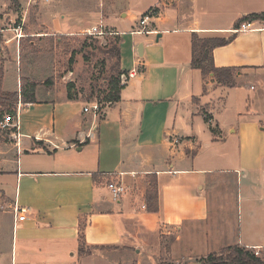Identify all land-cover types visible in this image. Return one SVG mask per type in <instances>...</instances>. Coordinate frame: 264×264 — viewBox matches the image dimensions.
Listing matches in <instances>:
<instances>
[{
    "label": "crops",
    "instance_id": "crops-1",
    "mask_svg": "<svg viewBox=\"0 0 264 264\" xmlns=\"http://www.w3.org/2000/svg\"><path fill=\"white\" fill-rule=\"evenodd\" d=\"M28 1L25 9H38L29 15L26 31L25 17L21 31L3 29L11 15L0 2L2 91L20 94L28 81L24 95L35 100L18 103L19 147L0 140V264H160L164 257L194 264L232 246L263 251L264 21L245 33H236L235 26L245 16L264 13V0H137L144 6L122 8V24L135 25L150 10L155 16L146 28L151 33L131 39L120 59V70L127 75L136 68V75L123 85L120 100L98 114L83 112L97 102L87 103L79 92L68 100L69 84L46 87L37 77L47 65L41 52L31 63L20 57L19 47L33 38L28 49L36 52L37 40L94 27L121 38L124 31L103 25L106 7L115 0H99V26L85 24L91 16L85 8L73 9L85 20L75 22L65 0H46L47 6L45 0ZM192 34L233 37L212 52L216 68L236 69L233 87L212 75L203 79L191 68ZM125 58L134 66L129 71ZM248 82L259 89L250 102L260 109L241 121L234 113L231 136H222L216 103L227 111L236 87L256 90ZM151 182L157 185L156 213L145 208ZM110 183L124 188L117 201ZM214 189H230V197L213 199ZM229 206L230 228L222 224ZM15 208L25 210L24 221ZM80 227L86 246L94 248L90 254H79ZM164 240H170L168 248ZM198 240L216 243V251H194Z\"/></svg>",
    "mask_w": 264,
    "mask_h": 264
},
{
    "label": "rangeland",
    "instance_id": "rangeland-1",
    "mask_svg": "<svg viewBox=\"0 0 264 264\" xmlns=\"http://www.w3.org/2000/svg\"><path fill=\"white\" fill-rule=\"evenodd\" d=\"M48 1L50 2L51 0ZM48 1H44L45 6L50 4ZM0 2H5V14L11 15V17L7 18V21L3 24V29H10L11 31H13V29L15 28L17 31H21L19 29L20 27L21 29L23 28L22 22L25 17L26 23L23 29H25L24 31H26L27 25H30L28 19L29 15L31 14L32 10L38 9L37 6L31 5V7L25 9L26 0H0ZM28 2L31 3V0ZM65 3L71 9L70 11L72 12V14H75L73 11L74 8H85L87 9V12L91 13L90 19L85 21L82 17V11H80L79 14H75L74 18L77 20L75 22L82 23L83 21H85L86 25L99 26L100 19L97 15H94V11H98L99 0H81V2H79V0H65ZM127 5L131 8L144 6V4L138 3L137 0H115L113 4L107 5V15L103 19L104 26H109L125 32V35L120 38L121 63L123 52L125 56L127 46L130 44L129 41L131 39L134 40L144 38L139 37V35L132 37L128 34L129 31H137L139 29L138 22L135 25L132 24L133 26L128 22H126L125 24L119 23L121 20L119 18V12ZM65 23H67V21ZM102 31L106 33L105 36L98 37L82 34L68 37L66 36L59 43L57 41L59 37L56 36L45 38L44 40L42 39V41L40 39L36 41V47L41 48V50L36 52L29 51L28 49L30 42H34V39L25 38L20 42V57H27L28 62L34 63L36 57H38V54L41 52L42 62L43 64L47 65L44 69H42L44 71L43 76H37L38 78H42V81L46 80L48 81V83H56L61 87L66 86L67 84H73L74 89L71 91V93L79 92L81 93L82 99L87 103L97 102L99 107L101 108L103 105L109 104L104 100L108 93V85L110 82H112V80H115L118 77V68L115 65L116 59L110 54H107V52L110 47V42H112L114 38L119 37L116 34H113V32L108 29H102ZM15 36L18 37L19 35L16 33ZM1 46L2 42L0 43V48ZM126 66L128 68L125 69ZM125 67V71L131 70L134 67L132 64V60L128 59L126 62L125 58ZM121 76L122 75L119 76V81L120 85L122 86L123 79L121 78ZM248 83L249 85H252L256 90L249 91L248 88H245V86L243 85L236 87L234 93L230 95V98L228 100L227 111H223L222 106L219 103H216L214 115L217 116L215 118L217 121V126L223 132L222 136H231L228 130L232 126L236 125L237 121H241V119L246 118L247 116L254 113L255 108L257 110L260 109L256 104L250 102L252 101L253 96H255L257 91H259V89L253 82ZM46 87H48V85ZM0 111H2V109H0ZM16 111H18V104L16 106ZM234 113H238L240 116V119H238L236 122L233 119ZM4 114L10 115L8 113ZM2 139L6 144L10 143L11 141L13 142L12 138L10 137L9 131L0 130V140ZM208 155L209 152H206V148L203 149L202 156L204 157V159L207 158ZM215 178L216 180L220 179L218 175H215ZM209 195L213 199H219L220 195L224 198H228L230 197V189H224L221 191L220 189H214L210 191ZM222 224L230 228V206L228 207V211L222 214ZM228 228L225 229L226 232L229 233L224 239L226 243H229L230 241V229ZM5 235H7L6 232ZM219 240L222 239L219 237ZM163 243L164 247L166 248L170 246V240H164ZM215 244L216 243L212 242L206 244L198 240L194 243V251H197L199 253H211V251H216ZM259 252L260 254H264V250ZM162 261L168 264H184L183 260L178 259L169 261V258L167 257H164ZM70 263H73V261H70Z\"/></svg>",
    "mask_w": 264,
    "mask_h": 264
},
{
    "label": "trees",
    "instance_id": "trees-1",
    "mask_svg": "<svg viewBox=\"0 0 264 264\" xmlns=\"http://www.w3.org/2000/svg\"><path fill=\"white\" fill-rule=\"evenodd\" d=\"M255 21H264V13L260 14H251L241 18L235 27H239L241 24L245 22H255ZM58 43L65 38L66 36H58ZM233 40V37L224 38V37H207L201 38L196 34H192L191 36V68L193 70L200 71L202 78L205 79L209 75H212L215 81L227 88H231L234 86V75L236 69L234 68H216L213 64L212 52L215 48L223 47L229 44ZM120 38H114L112 42H110V47L108 49L107 54H110L116 59V67L118 68V77L108 85V93L104 98L106 103H117L120 100V92L123 89V85H120L119 76L124 74L120 70ZM2 78H3V67L0 63V119L5 115L4 113H8L11 116L16 115V106L19 101L22 103H34V98L25 97L24 88L25 85H28V81L22 82V91L20 94L17 93H5L2 91ZM45 85H53V82L46 81ZM30 88H34L30 86ZM74 89L73 84H69L67 86V98L68 100H74L77 96L78 92L71 91ZM33 90V89H32ZM4 111V112H3ZM204 120L208 123L210 120L209 116H204ZM215 132V130H212ZM145 208L148 212L156 213L158 211V196H157V185L156 182H151L150 188H148L145 196ZM78 243H79V254L86 255L91 253V248L86 246L84 240V230L83 228H79L78 235ZM198 262L201 264H264V254H260V256H255L254 251L251 249H247L242 246H232L227 247L220 251L218 254H209L204 258H201ZM160 264H168L166 262H161ZM185 264V263H184Z\"/></svg>",
    "mask_w": 264,
    "mask_h": 264
},
{
    "label": "built area",
    "instance_id": "built-area-1",
    "mask_svg": "<svg viewBox=\"0 0 264 264\" xmlns=\"http://www.w3.org/2000/svg\"><path fill=\"white\" fill-rule=\"evenodd\" d=\"M155 16V11L150 10L143 14L138 22L139 29L137 31H130L129 34L131 35H145V34H150L151 32L147 31V26L150 23V21L154 18ZM254 22H245L239 26V28L236 30V33H245V32H250L255 30ZM82 35H87V36H105L106 33L103 31L98 30L97 28H91L87 31H85ZM137 73V69L131 70L127 75L122 74L121 78L123 79L122 85H124L129 79H132ZM93 111V113L98 114L100 111V107L97 103H94L93 105L84 108L83 112L87 113ZM18 111H16L15 116L11 115H4L1 118L0 121V130L4 131H9L10 132V137L12 140L15 141V146L18 148L20 143V135L18 133L19 130V120H18ZM210 122V120L208 121ZM177 141L174 140V144H176ZM108 188L111 191L112 198L114 201H117L121 194L124 192V188L121 185H116L113 183L108 184ZM25 210H18L17 208L14 209V213L18 215V220L19 221H24L25 215H24ZM255 256H260V252L258 250L254 251Z\"/></svg>",
    "mask_w": 264,
    "mask_h": 264
},
{
    "label": "water",
    "instance_id": "water-1",
    "mask_svg": "<svg viewBox=\"0 0 264 264\" xmlns=\"http://www.w3.org/2000/svg\"><path fill=\"white\" fill-rule=\"evenodd\" d=\"M159 38H160V34L157 35L156 39L158 40ZM137 54L140 55L139 50H137ZM194 264H201V263L200 262H197V263H194Z\"/></svg>",
    "mask_w": 264,
    "mask_h": 264
}]
</instances>
